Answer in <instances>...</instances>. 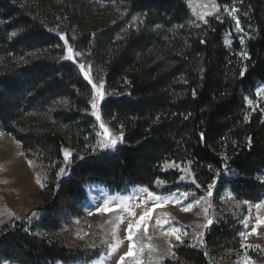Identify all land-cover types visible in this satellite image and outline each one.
<instances>
[{
	"label": "trees",
	"instance_id": "16d2710c",
	"mask_svg": "<svg viewBox=\"0 0 264 264\" xmlns=\"http://www.w3.org/2000/svg\"><path fill=\"white\" fill-rule=\"evenodd\" d=\"M215 1L221 11L204 23L192 17L186 0H0V130L23 151L58 163L63 149L73 152L70 176L39 209L35 229L46 228L63 204H80L84 184L114 192L134 186L154 191L157 180L175 185L177 174L162 171L169 160L189 164L203 188L219 179L221 190L228 187L247 200L264 192L255 178L264 169V114L244 102L264 83V0ZM100 3L109 5L108 13ZM224 6L237 10L243 46L237 39L229 48L225 44L235 20L223 14ZM61 34L81 53V63L63 58ZM81 64L86 71L90 66L91 75L99 72L108 93L100 111L110 125L123 126V141L113 154L76 161L93 119L91 85ZM57 97L65 99L54 114L57 128L21 136L18 129L29 124L30 112ZM227 171L237 178L224 180ZM219 237L221 229L208 233L202 251H179L178 262L165 264H211L206 251ZM0 252L18 264L80 257L22 222L0 237Z\"/></svg>",
	"mask_w": 264,
	"mask_h": 264
},
{
	"label": "rangeland",
	"instance_id": "374dc122",
	"mask_svg": "<svg viewBox=\"0 0 264 264\" xmlns=\"http://www.w3.org/2000/svg\"><path fill=\"white\" fill-rule=\"evenodd\" d=\"M186 3L190 14L198 21H201L198 19L201 14L212 12L213 15H217L221 11V8L218 11L213 8V4L217 5L215 0H186ZM99 7L106 11L109 5L100 3ZM223 9V14L229 15ZM116 14L122 16L123 13ZM234 14L235 12L232 15ZM208 17L210 16H206L205 19ZM234 39L238 40L240 46L246 41L240 25L237 30L236 20L233 31L225 37L228 48ZM76 58L81 63V55ZM91 76L97 84L101 82L98 71ZM260 88H264V83H258L244 97V102L248 110L264 114L261 110L264 109V99L256 95ZM102 91L105 93L104 98L108 96L104 88ZM92 95L91 86L88 97V114L93 118L89 122L91 135H86L76 154V161L90 159L95 153H100L102 156L113 154L123 141L122 138L113 148L97 147L99 142L105 139L103 135H97L102 133L101 122L106 124L114 136H119L123 131L121 127L112 126L109 121L103 119L100 111L103 100L99 101L100 120H97L90 104ZM250 100L253 102L251 105ZM64 101L65 99L59 97L46 98L42 109L30 112L31 117L27 118L29 124L18 129L20 135L35 136L39 131L53 128L56 123L54 120L56 107ZM49 156L23 151L21 145L12 136L0 130V237L6 230L22 222L27 228L34 229V234L37 236L50 242H62L67 249L75 251L80 256L73 261L54 264H118L120 257L128 252L129 244L132 245L133 255L125 256L123 264H165L178 262L179 251H202L206 235L221 229L222 237L213 238L206 251L211 264H245L248 258L254 264H264V225L256 227L258 216L264 220V207H256L257 204L264 203V192L258 195L257 200H247L233 194L228 187H223L221 190L220 181L217 179L212 188V196L208 197V185L213 184L214 180L204 188L197 187V182H193L195 179L189 164L175 162L180 167L166 166L174 162L170 160L163 163L162 171L177 174L175 185L156 183L154 191L147 189L148 191L145 192V187L134 186L122 192H114L97 184H84L82 188L85 198L80 204H63L64 206H61V209L50 219L46 228L35 229V224L42 218L39 209L49 205L59 187L70 176L63 152L62 163L51 160ZM29 161L32 162L31 166ZM61 168H64L65 172L58 176L57 173ZM37 177L40 180L39 184ZM223 177L226 181L237 178L233 171H227ZM255 178L264 190V169ZM148 192L153 195L148 196ZM182 193H190V195L185 199ZM156 197L166 198L169 202L164 203L163 200L158 202ZM201 197L206 199L201 200ZM176 199H179L180 203H174ZM196 200H201L200 205L195 204ZM190 203L194 205L191 210L183 211L182 208ZM105 205L115 210L97 211ZM142 215L144 220L141 221ZM157 220L161 222L167 220L168 223L161 227ZM209 220L211 226H208ZM129 224L133 225L131 241L128 239ZM253 227H256L257 234H250L244 239L241 234L251 233ZM173 228L180 230L177 234L180 235L183 243L174 235L168 234ZM242 244L245 247H242ZM111 245H118L114 252L110 251ZM0 264L18 263L0 252Z\"/></svg>",
	"mask_w": 264,
	"mask_h": 264
},
{
	"label": "snow or ice",
	"instance_id": "6c2138e0",
	"mask_svg": "<svg viewBox=\"0 0 264 264\" xmlns=\"http://www.w3.org/2000/svg\"><path fill=\"white\" fill-rule=\"evenodd\" d=\"M213 8L216 9L217 11L219 10V6L218 5H215L213 4ZM226 13H228L229 15L232 16V19L233 20H236V23H237V30H239V21L237 20V17L235 15H232L234 12H236L237 10L235 8H229L228 6H224V9H223ZM213 15L212 12H206L204 14H201L198 16V19L203 21L204 23H207L208 21L205 19L206 16H211ZM217 19H219V16L216 17ZM197 27L199 25H196ZM182 27V26H181ZM13 36L16 35V33H12ZM60 39L61 40H64L65 41V45L67 46V55L63 58L65 59H68V60H73L74 57H79L81 55L80 52H74L72 47L70 45H68V41L65 39V36L63 34H61L60 36ZM227 43V41H226ZM241 43H243V40L241 41ZM239 55L244 58V59H249V56H248V53L247 52H241L239 53ZM80 71L83 73L84 75V78L85 80L88 81V83L92 86V89H93V95L91 97V100H90V104H91V107L93 109V115L96 116L97 120L99 121L100 120V115H99V112H98V105H99V101L100 100H103L104 99V96H105V93L104 91H102V89L104 88V85H103V82L101 81L99 84H97L96 82L93 81V79L91 78V74H90V66H89V70L86 71L85 70V65L81 64L80 65ZM247 69L246 67L245 68H242L241 71H240V75L241 77H243L246 73ZM193 95H195V92H193ZM257 97L258 98H262L264 99V88H260L257 90V93H256ZM253 102L250 100L249 101V104L251 105ZM256 107H259V105H256ZM255 110V109H254ZM262 111H264V109H261ZM247 116H245V119L247 120ZM123 126L121 125V128ZM100 128L102 129V133H97V135H103L105 137L104 140L100 141L99 144L97 145V147L99 148H113L116 146V144L118 143V141L122 140L123 138V132H121V134L119 136H114L109 128L106 126V124H104L103 122L100 123ZM249 143H251V140L249 139ZM63 156H64V161L65 163H68L70 161V158L72 157V152L68 149H63ZM29 165L31 166V161L28 162ZM166 166H171V167H180L179 165H176L175 162H172L171 165H166ZM187 169H185L186 171ZM65 172V169L64 168H61L59 170V172L57 173L58 176L64 174ZM181 179H183V177H181ZM195 183V180L193 181ZM37 183L39 184L40 183V180H39V177H37ZM156 183H163V181H160V180H157ZM214 184H215V180L213 181V184H209L208 185V191H207V196L208 197H211L212 196V188L214 187ZM43 187V185H41ZM197 187H200L199 184H197ZM145 192H147L148 190L147 189H144ZM153 193L151 192H148V196H152ZM185 199L190 195V193H182L181 194ZM230 198V197H229ZM206 198L205 197H201V200H205ZM156 200L159 202L161 200L164 201V203H168L169 201L166 199V198H161V197H156ZM201 200H196L195 201V204L196 205H200L201 203ZM174 203H180L179 199H176L173 201ZM194 205L192 203L188 204L186 207L182 208L183 211H189L191 210V208L193 207ZM257 208H260V207H264V203H261V204H257L256 205ZM115 209H109L107 205H105L103 208H100V209H97L98 212H107V211H114ZM206 211V210H205ZM140 220H144V216L142 215L140 217ZM157 223L161 225V227H163L164 224L168 223L167 220L161 222L160 220H157ZM139 224V222H138ZM208 224H211V221L209 220L208 221ZM261 225H264V220H262L259 216L257 217V225L256 227H259ZM207 225H205L206 227ZM256 227H253L252 229V232L251 233H242L241 235L244 237V239H247V236L250 235V234H257L256 233ZM132 228H133V225L132 224H129L128 225V232H129V236H128V239L129 241L132 240ZM180 232L179 229H175L173 228L168 234L169 235H174L175 238L177 240H180L181 243H183V241L181 240L180 238V235H178L177 233ZM185 235L187 233H184ZM118 245H111L110 246V251H115L116 248H117ZM242 247H245V245H241ZM259 247V246H257ZM169 251L171 252V247L169 248ZM133 255V251H132V245L129 244V247H128V252L125 253L124 256H121L120 257V260L118 262V264H123V261L125 259V256H132ZM245 264H254V262L248 258L246 259L245 261Z\"/></svg>",
	"mask_w": 264,
	"mask_h": 264
},
{
	"label": "water",
	"instance_id": "95a60500",
	"mask_svg": "<svg viewBox=\"0 0 264 264\" xmlns=\"http://www.w3.org/2000/svg\"><path fill=\"white\" fill-rule=\"evenodd\" d=\"M208 226H211V224H208Z\"/></svg>",
	"mask_w": 264,
	"mask_h": 264
},
{
	"label": "bare ground",
	"instance_id": "6f19581e",
	"mask_svg": "<svg viewBox=\"0 0 264 264\" xmlns=\"http://www.w3.org/2000/svg\"><path fill=\"white\" fill-rule=\"evenodd\" d=\"M137 208H139V207L137 206Z\"/></svg>",
	"mask_w": 264,
	"mask_h": 264
}]
</instances>
